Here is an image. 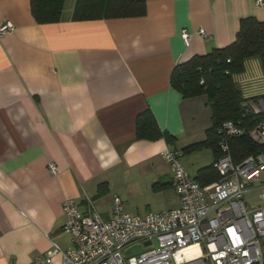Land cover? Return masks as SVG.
<instances>
[{
    "label": "crops",
    "instance_id": "0c3cea01",
    "mask_svg": "<svg viewBox=\"0 0 264 264\" xmlns=\"http://www.w3.org/2000/svg\"><path fill=\"white\" fill-rule=\"evenodd\" d=\"M69 1L59 21L39 24L30 0H0V25L14 27L0 37V264H27L52 243L71 248L65 199L109 218L117 196L144 215L123 199L159 183L174 196L160 211L176 207L160 153L203 141L210 111L205 97L173 89L171 73L233 43L242 19L264 21L254 0H138L141 17L86 21L72 20ZM146 110L173 145L136 139ZM195 161L192 177L204 167Z\"/></svg>",
    "mask_w": 264,
    "mask_h": 264
},
{
    "label": "built area",
    "instance_id": "2783aa9c",
    "mask_svg": "<svg viewBox=\"0 0 264 264\" xmlns=\"http://www.w3.org/2000/svg\"><path fill=\"white\" fill-rule=\"evenodd\" d=\"M254 2L264 8V0ZM13 29L12 23H3L0 37ZM181 36L188 43L186 31ZM250 108L264 116V97ZM245 134L262 150L236 162L229 143ZM216 136L220 156L213 162L215 182L201 186L182 164V151L166 148L160 156L171 171L176 207L132 214L114 196L111 215L104 218L91 205L81 211L73 199H65L62 230L71 237L72 247L62 250L52 243L49 251L27 264H56V254L60 264H264V118L249 130L226 121ZM48 171L55 174V164L50 163ZM254 185L262 188L261 204L248 210L244 196ZM137 244L143 247L140 253L124 255Z\"/></svg>",
    "mask_w": 264,
    "mask_h": 264
},
{
    "label": "trees",
    "instance_id": "16d2710c",
    "mask_svg": "<svg viewBox=\"0 0 264 264\" xmlns=\"http://www.w3.org/2000/svg\"><path fill=\"white\" fill-rule=\"evenodd\" d=\"M65 0H30V11L39 24L54 23L60 20ZM145 14L144 3L138 0H75L72 20H103L141 17ZM256 57L264 68V21L244 18L236 39L224 48H216L201 56H194L189 61L177 65L170 76L173 89L183 98L205 97L210 111V127L205 139L182 149L183 155L208 148L212 151V163L199 169L192 177L201 186H206L218 179L213 162L220 156L217 148V129L226 121H234L246 130L260 123L264 116L255 114L250 101L241 96L234 83V75L244 71V62ZM229 60V62H227ZM202 82V83H201ZM136 139L155 141L164 139L168 145L175 143V137L161 132L152 113L148 110L136 118ZM230 149L234 161L258 152L247 135L232 138ZM166 184L154 183V192L165 189Z\"/></svg>",
    "mask_w": 264,
    "mask_h": 264
},
{
    "label": "rangeland",
    "instance_id": "374dc122",
    "mask_svg": "<svg viewBox=\"0 0 264 264\" xmlns=\"http://www.w3.org/2000/svg\"><path fill=\"white\" fill-rule=\"evenodd\" d=\"M68 3H70L69 0H67L66 5H68ZM233 79L236 88L241 93V96L250 101L249 106H251L253 101L264 97V68L258 58L251 57L247 59L244 62V71L240 74L234 75ZM195 160H198L201 166L210 164L212 162L210 151L203 148L201 151L198 150L182 157V164L191 177L195 173V171L193 172L192 170V167L196 163ZM147 174L145 176H147ZM143 189L144 190H141V194H139L138 198L123 199L124 201L122 200L125 209L131 212H140V214L160 211L161 209L168 208L171 200L174 198L172 192L166 189L160 190L161 192H152L149 186L145 188L143 186ZM261 192L262 188L258 185H254L247 191L244 196V200L247 203L248 210H252L260 206L261 200L259 196ZM133 207H137L138 210H133ZM142 248L143 247H141L140 244L132 245L124 251V255L135 256L141 252Z\"/></svg>",
    "mask_w": 264,
    "mask_h": 264
},
{
    "label": "bare ground",
    "instance_id": "6f19581e",
    "mask_svg": "<svg viewBox=\"0 0 264 264\" xmlns=\"http://www.w3.org/2000/svg\"><path fill=\"white\" fill-rule=\"evenodd\" d=\"M194 250H195V247L190 248L189 250H187V252L194 251Z\"/></svg>",
    "mask_w": 264,
    "mask_h": 264
}]
</instances>
